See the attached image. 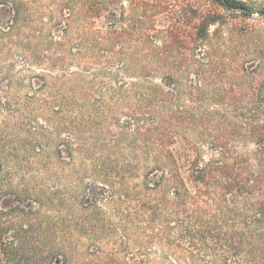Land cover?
Here are the masks:
<instances>
[{
	"label": "rangeland",
	"instance_id": "rangeland-1",
	"mask_svg": "<svg viewBox=\"0 0 264 264\" xmlns=\"http://www.w3.org/2000/svg\"><path fill=\"white\" fill-rule=\"evenodd\" d=\"M97 1L112 10L0 0V190L58 228L68 264L264 254V0ZM177 150L205 169L201 193Z\"/></svg>",
	"mask_w": 264,
	"mask_h": 264
},
{
	"label": "trees",
	"instance_id": "trees-1",
	"mask_svg": "<svg viewBox=\"0 0 264 264\" xmlns=\"http://www.w3.org/2000/svg\"><path fill=\"white\" fill-rule=\"evenodd\" d=\"M71 0H63V7L70 3ZM118 1V0H116ZM155 2V0H148ZM218 3L228 9L237 11H247L245 5L236 0H217ZM114 2L107 6H101L97 0H82V9H88L90 13L96 16L102 15L104 12L112 10ZM106 7V8H105ZM107 9V11H106ZM215 20H207L202 24L204 35L208 31L207 28L212 25ZM204 36H201V39ZM171 160L175 166L181 162L186 164L190 172L191 184L195 190L201 193V185L205 178V169L200 165L199 159L190 154V151H180L172 153ZM171 181L174 183V196L179 200H185L188 195L193 196L188 189L185 180L181 178L178 169L173 173ZM1 182V181H0ZM12 201L13 205H6V201ZM20 196L11 197L6 191L0 190V264H68V260L60 258L62 249L61 244L52 236L53 232L58 228L40 221V212H36L33 205H24ZM31 200V199H30ZM8 201V202H9ZM34 201V200H33ZM30 201L31 203L33 202ZM16 203V204H15ZM261 209V208H260ZM259 216L264 217V209L260 210ZM34 219V220H33ZM168 227L163 229L166 232ZM179 231L184 235L193 247L197 250L204 248L206 241L204 232L199 228L181 226ZM162 233H156L157 240H163ZM159 237L161 239H159ZM259 241V240H258ZM264 250V240L259 241ZM66 243V242H65ZM68 248H73L74 242H67ZM92 251V250H90ZM88 253H90L88 251ZM102 252L90 253V256L96 258L93 264H125L121 259L117 250H112L107 254ZM185 264H264V254L250 253L247 256H217L212 254L209 258H203L195 252H189L185 258Z\"/></svg>",
	"mask_w": 264,
	"mask_h": 264
}]
</instances>
